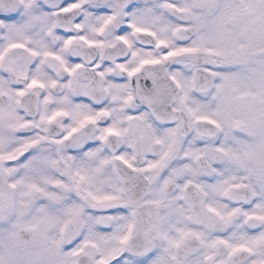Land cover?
<instances>
[{
	"label": "clouds",
	"instance_id": "clouds-1",
	"mask_svg": "<svg viewBox=\"0 0 264 264\" xmlns=\"http://www.w3.org/2000/svg\"><path fill=\"white\" fill-rule=\"evenodd\" d=\"M222 4L0 0V264L264 260L200 240L264 234V43Z\"/></svg>",
	"mask_w": 264,
	"mask_h": 264
},
{
	"label": "snow or ice",
	"instance_id": "snow-or-ice-1",
	"mask_svg": "<svg viewBox=\"0 0 264 264\" xmlns=\"http://www.w3.org/2000/svg\"><path fill=\"white\" fill-rule=\"evenodd\" d=\"M70 2V0H67ZM233 21L241 25L242 35L247 39L248 47H257L261 43H264V0H223V4L220 8L219 15L217 16L214 24L212 26L214 32H222L226 22ZM239 39V38H237ZM238 46V45H237ZM195 51V49H193ZM178 53H171V55H177ZM224 58L226 60H234L240 58L235 55L232 51H224ZM159 61H153V63H158ZM136 71L129 73V75H134ZM230 86V82H227L225 87ZM260 212L264 213V204L258 205ZM253 219H264V215H256L251 217ZM125 240L127 237L124 238ZM201 244L205 250L213 249L216 247H223L227 250V255L229 257L235 256L242 252L254 253L257 250L264 248V234L257 236L255 233H250L246 235H233L229 238L217 237L213 240H208L207 238L201 237ZM181 241H170V246L177 248L179 247ZM82 249H78L70 253V256H79L82 253ZM152 256H148L144 261H140L139 264H147V260L151 259ZM111 257H107L105 260L101 261V264H108V260ZM120 260L114 261V264H121ZM173 259H176L173 257ZM64 264H67L65 260ZM178 264H183L179 261ZM219 264H228L227 260L219 261ZM258 264H264V260L258 262Z\"/></svg>",
	"mask_w": 264,
	"mask_h": 264
}]
</instances>
